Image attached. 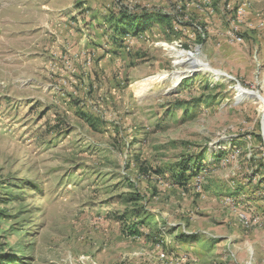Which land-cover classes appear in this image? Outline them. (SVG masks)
Here are the masks:
<instances>
[{"label":"rangeland","instance_id":"374dc122","mask_svg":"<svg viewBox=\"0 0 264 264\" xmlns=\"http://www.w3.org/2000/svg\"><path fill=\"white\" fill-rule=\"evenodd\" d=\"M124 10L168 22L119 33ZM205 78L221 84L210 103ZM240 86L264 97V0H0V200L22 192L0 205L1 257L264 264V105ZM201 153L204 169L176 183L166 166Z\"/></svg>","mask_w":264,"mask_h":264},{"label":"trees","instance_id":"16d2710c","mask_svg":"<svg viewBox=\"0 0 264 264\" xmlns=\"http://www.w3.org/2000/svg\"><path fill=\"white\" fill-rule=\"evenodd\" d=\"M131 12L129 11H122L121 12V19L119 20L115 15L111 14L110 16V22L114 23V26H116L117 28V32L119 33H126V31H133V30H137V27H140V29H145L146 27H148L149 25H152L153 21L156 19L158 20V22L163 23V22H168V15L166 14H160L158 18L152 17L150 18L151 14L150 13H143L142 14V18H140V20L137 21V19H135V17L131 16ZM139 15H137L136 18H138ZM122 23V24H120ZM120 24V25H119ZM126 30H123V28ZM205 82L200 86V89L203 91L204 93V97L202 96V98H204L205 101H208L210 103L211 99L214 97L213 94H211L213 91L212 89L221 86V84H215L214 86H211V83L208 81L207 78L204 79ZM191 80L188 79L186 81H184V85L183 87H189L191 84H189ZM202 98H191L190 100H178V102L175 103V105H180L179 110H183V104L186 105V107H194L196 105H199L200 102H202ZM79 117L87 122L89 125H91L94 128H97L99 125V121L96 120L93 116H91L90 114H87L83 111L79 112ZM59 128H57L58 130H60L61 136L64 135H68L71 132V128L69 125H67L65 122H62L59 126ZM216 153H213V158L216 160L215 156ZM221 157V156H220ZM219 158V157H218ZM207 159V154L206 153H201L197 156H190L187 160H184L183 163H175V164H169L166 166L167 170L171 171L173 180L176 183H179L181 186H185L186 182L188 180V177L190 176H194V175H198L199 172L204 169L203 166H201V162ZM133 161L137 163L138 166V171L140 173V175L142 174H146L149 170L152 169V166L150 165V162L148 160L145 161H141L140 160V154L139 151L136 149H132L129 152V156H128V161ZM161 171V170H158ZM164 171V170H163ZM74 173V172H71ZM71 179L73 180V182H75L77 180V177L73 174H71ZM129 179H127L128 181ZM17 189L16 187H8L6 196H4L2 198V200H0V205L6 203V200H9L7 204L11 205L12 203H14L13 201L17 199V197H20L22 194V192H13L14 190ZM240 191H236V192H231L232 194L235 193H239ZM22 197V196H21ZM138 197V196H137ZM133 198H135V196H133ZM2 201V202H1ZM7 210L4 208L0 207V220L3 219L4 216L7 215ZM124 217L122 215H119L118 219L121 220L122 224H123V231L126 232L128 235H132V236H141L142 232L140 229V224L139 222H134L133 224H127V222H124ZM144 218V217H143ZM142 218V221H144V219ZM16 232H21L24 228H15ZM14 250V249H13ZM19 254L17 252H13L10 254V256H8L7 258H3L0 255V264H17L20 261L19 258Z\"/></svg>","mask_w":264,"mask_h":264},{"label":"bare ground","instance_id":"6f19581e","mask_svg":"<svg viewBox=\"0 0 264 264\" xmlns=\"http://www.w3.org/2000/svg\"><path fill=\"white\" fill-rule=\"evenodd\" d=\"M171 48H173V47H171ZM187 54H188V57H189V59H187V60H190V62H192V64H198L200 66H203V68H205V69H211V66L208 65V63L202 61L197 54H195V53H187ZM212 73H213V75L216 78L221 77L222 75H224L223 72H221L220 70H216V69L212 70ZM167 76H168V74L161 73V74H159L156 77L149 78L148 81H150V82L161 81V80L166 79ZM239 90H240V92L242 94H245V95H248V96L250 94H252L250 90H245L244 87H239ZM259 101H260L261 105H264V97L262 95H260V94H259Z\"/></svg>","mask_w":264,"mask_h":264},{"label":"water","instance_id":"95a60500","mask_svg":"<svg viewBox=\"0 0 264 264\" xmlns=\"http://www.w3.org/2000/svg\"><path fill=\"white\" fill-rule=\"evenodd\" d=\"M209 65V64H208ZM211 70H215V69H213V68H211ZM224 76H227V77H229L228 75H226V74H224ZM241 87V86H240ZM251 97L253 96V97H257V98H259V94L258 93H255V92H253V91H251ZM240 94H238L237 96H236V98H239L240 96H239ZM263 125V124H262ZM262 135H263V138H264V125L262 126Z\"/></svg>","mask_w":264,"mask_h":264},{"label":"built area","instance_id":"2783aa9c","mask_svg":"<svg viewBox=\"0 0 264 264\" xmlns=\"http://www.w3.org/2000/svg\"><path fill=\"white\" fill-rule=\"evenodd\" d=\"M239 40H241L240 38H239ZM256 221H259L258 219H254V222H256Z\"/></svg>","mask_w":264,"mask_h":264}]
</instances>
